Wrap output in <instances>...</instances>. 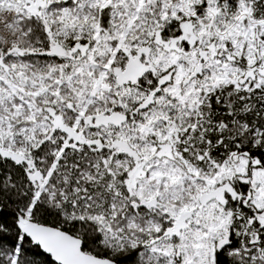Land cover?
Instances as JSON below:
<instances>
[{
  "label": "snow or ice",
  "instance_id": "snow-or-ice-1",
  "mask_svg": "<svg viewBox=\"0 0 264 264\" xmlns=\"http://www.w3.org/2000/svg\"><path fill=\"white\" fill-rule=\"evenodd\" d=\"M0 264H264V0H0Z\"/></svg>",
  "mask_w": 264,
  "mask_h": 264
}]
</instances>
